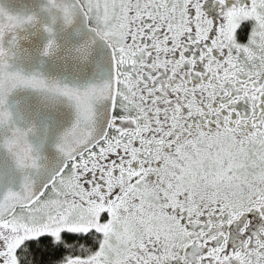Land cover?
<instances>
[{
  "label": "snow or ice",
  "instance_id": "1",
  "mask_svg": "<svg viewBox=\"0 0 264 264\" xmlns=\"http://www.w3.org/2000/svg\"><path fill=\"white\" fill-rule=\"evenodd\" d=\"M0 264H264V0H0Z\"/></svg>",
  "mask_w": 264,
  "mask_h": 264
}]
</instances>
